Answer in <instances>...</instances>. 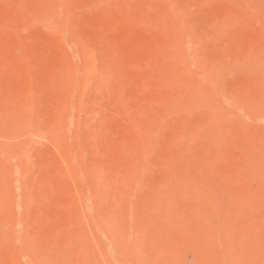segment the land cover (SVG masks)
<instances>
[{
  "label": "rangeland",
  "instance_id": "1",
  "mask_svg": "<svg viewBox=\"0 0 264 264\" xmlns=\"http://www.w3.org/2000/svg\"><path fill=\"white\" fill-rule=\"evenodd\" d=\"M0 264H264V0H0Z\"/></svg>",
  "mask_w": 264,
  "mask_h": 264
}]
</instances>
